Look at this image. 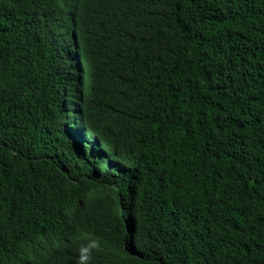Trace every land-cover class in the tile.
Segmentation results:
<instances>
[{"label":"trees","instance_id":"obj_1","mask_svg":"<svg viewBox=\"0 0 264 264\" xmlns=\"http://www.w3.org/2000/svg\"><path fill=\"white\" fill-rule=\"evenodd\" d=\"M264 264V0H0V264Z\"/></svg>","mask_w":264,"mask_h":264},{"label":"clouds","instance_id":"obj_2","mask_svg":"<svg viewBox=\"0 0 264 264\" xmlns=\"http://www.w3.org/2000/svg\"><path fill=\"white\" fill-rule=\"evenodd\" d=\"M76 240L78 245L75 264H90L93 252L100 250L104 243L100 236L89 233L84 228L78 229Z\"/></svg>","mask_w":264,"mask_h":264}]
</instances>
